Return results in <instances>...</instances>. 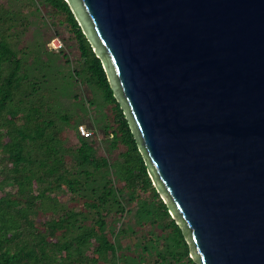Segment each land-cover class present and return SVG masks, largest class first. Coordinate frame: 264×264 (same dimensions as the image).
<instances>
[{
	"label": "water",
	"instance_id": "obj_1",
	"mask_svg": "<svg viewBox=\"0 0 264 264\" xmlns=\"http://www.w3.org/2000/svg\"><path fill=\"white\" fill-rule=\"evenodd\" d=\"M197 264H264V0H67Z\"/></svg>",
	"mask_w": 264,
	"mask_h": 264
},
{
	"label": "trees",
	"instance_id": "obj_2",
	"mask_svg": "<svg viewBox=\"0 0 264 264\" xmlns=\"http://www.w3.org/2000/svg\"><path fill=\"white\" fill-rule=\"evenodd\" d=\"M76 45L74 72L102 92L108 105L103 128L109 156L82 134L69 145L31 79L30 65L10 41L11 12L0 11V264H185L190 246L149 175L142 152L101 59L67 0H40ZM66 41V37L61 35ZM60 41V39H59ZM31 64L41 66L37 59ZM38 64V66H37ZM67 118V117H63ZM111 159L112 151H117ZM62 193H70L64 202ZM135 203L139 254L124 246V200ZM118 228V230H117ZM149 264V263H147Z\"/></svg>",
	"mask_w": 264,
	"mask_h": 264
},
{
	"label": "rangeland",
	"instance_id": "obj_3",
	"mask_svg": "<svg viewBox=\"0 0 264 264\" xmlns=\"http://www.w3.org/2000/svg\"><path fill=\"white\" fill-rule=\"evenodd\" d=\"M3 8L8 9L13 17L6 25H11L8 31L10 41L30 65L31 79L43 80L39 94L50 101L53 116L58 126L63 128L68 144H78L80 127L85 125L94 130V135L87 141L94 145L99 155L109 156L111 143L103 128L108 123V105L95 84L75 74L74 71L79 68L76 61L78 51L73 41L68 39L66 27L59 22L52 9L40 0H0V11ZM61 35L67 40L64 41ZM35 59L41 65L39 67L37 64L38 69L31 64ZM117 154L118 150L112 151L111 159ZM69 197L70 193L61 194L64 202H68ZM123 200L128 212L122 225L126 226L128 233L120 239L124 246H130L139 254L135 246L137 237L129 228L135 227L136 205L129 203L127 198ZM184 261L185 264H193L188 259ZM150 262H154V258L147 256L144 264Z\"/></svg>",
	"mask_w": 264,
	"mask_h": 264
},
{
	"label": "built area",
	"instance_id": "obj_4",
	"mask_svg": "<svg viewBox=\"0 0 264 264\" xmlns=\"http://www.w3.org/2000/svg\"><path fill=\"white\" fill-rule=\"evenodd\" d=\"M80 131L81 134L85 137H92L94 135V130L85 125H82L80 127ZM149 264H156V263H149Z\"/></svg>",
	"mask_w": 264,
	"mask_h": 264
}]
</instances>
